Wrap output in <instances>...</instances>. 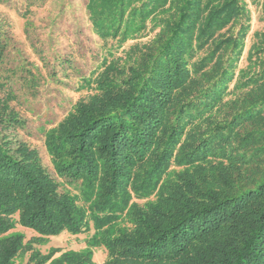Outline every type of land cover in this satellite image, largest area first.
I'll return each instance as SVG.
<instances>
[{
	"label": "trees",
	"instance_id": "obj_1",
	"mask_svg": "<svg viewBox=\"0 0 264 264\" xmlns=\"http://www.w3.org/2000/svg\"><path fill=\"white\" fill-rule=\"evenodd\" d=\"M46 2L21 14L34 53L29 13ZM251 8L264 24V0H86L99 61L87 96L42 132L54 177L12 140L23 121L5 88L40 83L0 18V264H45L56 250L37 246L91 228L104 264H264V28L251 31Z\"/></svg>",
	"mask_w": 264,
	"mask_h": 264
},
{
	"label": "rangeland",
	"instance_id": "obj_2",
	"mask_svg": "<svg viewBox=\"0 0 264 264\" xmlns=\"http://www.w3.org/2000/svg\"><path fill=\"white\" fill-rule=\"evenodd\" d=\"M85 3L86 0H47L42 7L32 9L29 16L33 26L29 31V40L36 43L34 53L26 39L21 17L26 0H0V18L4 22L2 28L22 54L25 68L31 70L40 83L35 87L26 86L20 78L14 77L5 88L15 94L16 100L9 104L23 121L22 127L16 128L11 137L35 149L41 164L52 177L54 175L43 147L42 132L54 126L78 100L87 96L88 92L80 87L81 80L99 61L100 43L90 31ZM251 15V31L263 29L264 24L258 21L259 11L251 8ZM251 41L250 35L238 67L240 69L246 65V50ZM41 58L42 61L39 60ZM4 96L5 92L0 91V99ZM14 231L22 233L25 242L36 236L18 225ZM92 233L91 228L88 234L65 233L50 237L37 248L42 255H47L50 249L56 250L45 264H50L66 252L87 250L91 251L90 264H104V249L88 245ZM27 256L21 255L16 264L25 262Z\"/></svg>",
	"mask_w": 264,
	"mask_h": 264
}]
</instances>
